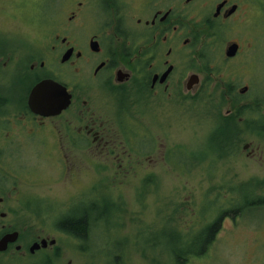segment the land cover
Here are the masks:
<instances>
[{
  "label": "flooded vegetation",
  "instance_id": "1",
  "mask_svg": "<svg viewBox=\"0 0 264 264\" xmlns=\"http://www.w3.org/2000/svg\"><path fill=\"white\" fill-rule=\"evenodd\" d=\"M54 2L66 10L52 15L36 0L38 17L31 21L49 24L40 34L1 35L0 206L11 198L37 208L51 201L15 186L40 178L21 163L24 153L45 157L55 181L71 183L73 191L63 197L82 210L64 218L85 217L87 237L99 223L86 204L105 195L86 197V189L140 186L143 199L154 190L155 167L187 173V156L197 152H188L180 135L188 107L206 102L216 110L212 118L218 122L209 132L218 139L216 152L194 158L190 167L204 163V172L214 166L205 181L226 187L217 197L228 203V212L242 214L247 206L237 204L233 190L250 182L264 187V92L254 94L264 89V0H46L53 8ZM46 80L52 82L38 94L34 111L31 91ZM171 138L176 142L162 151L156 140ZM176 153L179 161H171ZM240 166L247 175H240ZM253 195L245 204L264 203V195ZM151 198L155 204L160 196ZM162 198L180 235L203 231L200 201L179 206L184 215L187 209L193 214L179 225L169 197ZM106 201L118 228L126 196L110 194ZM137 202L145 209V201ZM9 229L1 225L0 234ZM188 243L186 251H198L197 239Z\"/></svg>",
  "mask_w": 264,
  "mask_h": 264
},
{
  "label": "rangeland",
  "instance_id": "2",
  "mask_svg": "<svg viewBox=\"0 0 264 264\" xmlns=\"http://www.w3.org/2000/svg\"><path fill=\"white\" fill-rule=\"evenodd\" d=\"M39 1L49 14L54 15L66 10L64 6L56 2L54 6L59 5L58 10L46 4V0ZM22 3L19 0H0V42L4 41L1 35L17 33L36 36L40 34V30H45L49 26L39 19H36L35 23L31 21L33 20L31 16L38 17L39 6L36 0H24ZM263 90L257 87L254 94H262ZM226 109V106L222 107L223 111ZM212 112L216 113V110L206 102H202L196 108L188 107L187 109L186 128L180 135L181 145L188 152L197 153L191 154L196 155L194 157L187 156L186 174L182 172L183 170H175L173 167H155L154 190L145 191L143 194L148 197L143 199L138 197L140 186L132 188L108 185L109 189L101 192L98 185L84 191L83 195L86 197L105 195L101 202L97 200L86 204L91 218L98 219L99 224L91 227L84 241L65 235L57 227L62 216L68 215L69 212L82 211L77 206V201L63 197L72 189L71 183L55 181L57 176L53 169L47 168L45 157L42 160L37 155L24 153L21 156V163L26 167H32V174H37L36 177H40L37 180L45 183L34 185L37 180L32 179L23 183L18 182L15 186L18 191L27 192L30 195L39 194L51 201L43 202L38 208L34 202L26 207L13 198L1 204L0 212L6 215L0 217V230L1 225L18 230L21 234L18 243L22 249L17 252L11 246L6 253H0V264H46V256L56 257V264H176L171 252L187 249L189 246L187 242L196 239L199 242L197 250L205 248V252L198 255V251L190 250L194 254H185L186 261L182 262L183 264H264V203L245 204L244 202V199L252 200L254 193L264 195V187L255 189L256 184L253 182L244 187L237 186L233 190L239 196L237 204L247 207L242 214L239 211L233 214L227 211L228 203L217 197L220 193H226V187L212 186L205 181L210 172H215L212 171L215 167L212 166V170L204 172L203 169L206 168L204 163L190 167L194 158H212L215 155L218 139L209 132L215 129L214 125L218 120L216 118L213 120ZM173 142L176 141L172 138L156 140L162 151L165 143ZM179 158V153H176L170 157V160L178 162ZM238 168L241 171L243 169L242 166ZM247 174L248 172L244 170V173L240 175ZM33 178L36 179L34 176ZM12 186L10 185V188ZM144 189L147 190L146 187ZM110 194L124 195L128 203L126 205L128 209L122 217L118 232H116L118 228L114 221L116 211L106 201ZM151 196H160V199L152 204ZM163 196H168L171 205L175 207L176 223L179 225L193 217L191 210L187 209V214L184 215L183 208H179L182 205H190L191 201L193 203L200 201L197 211L200 213L203 230L207 224L222 215L218 222V229L208 245L206 241L210 238L202 230L196 236L194 230L185 235L178 233L173 213H169V208L162 203ZM189 196L191 198H188ZM184 197H187L188 202L182 204ZM56 198L58 200H55ZM137 201H145L147 205L145 209L139 210ZM37 237L55 239L56 244L53 248L48 247L30 254L28 246ZM116 256L119 257L118 262L114 260Z\"/></svg>",
  "mask_w": 264,
  "mask_h": 264
},
{
  "label": "trees",
  "instance_id": "3",
  "mask_svg": "<svg viewBox=\"0 0 264 264\" xmlns=\"http://www.w3.org/2000/svg\"><path fill=\"white\" fill-rule=\"evenodd\" d=\"M221 217H222V215L219 216L215 221H213L210 224H207L204 227V230H203L204 234H206L210 238V240L206 241L207 245L212 240V237H213L214 233L216 232L215 229H217L218 222H219ZM86 220L87 219L85 217L72 218V219L66 218L65 220H62L61 222H59L58 225L62 230L65 229V230L71 232L72 234H74L76 237L86 238V234H87V232H86L87 221ZM204 249L202 248V250L198 251L197 252L198 255L204 253L205 252ZM190 253L194 254V252L186 251V250L185 251L175 250V251L171 252V254L173 255V258H174L173 260L176 261V264L182 263L181 259L183 257L182 256L183 254H190ZM45 259L47 260L46 264H56L57 263L55 261L56 257H54V256L53 257L46 256ZM118 259H119L118 256L114 257V260L117 262H118Z\"/></svg>",
  "mask_w": 264,
  "mask_h": 264
},
{
  "label": "water",
  "instance_id": "4",
  "mask_svg": "<svg viewBox=\"0 0 264 264\" xmlns=\"http://www.w3.org/2000/svg\"><path fill=\"white\" fill-rule=\"evenodd\" d=\"M52 81L46 80L40 82L38 85H36L33 90L31 91L30 97H29V105L31 108L36 111L37 109V101H40V97L38 94L44 89L45 86H47ZM65 105V104H64ZM62 107V106H61ZM3 215V214H2ZM19 238V232L17 230L9 231L0 236V252H4L7 250L8 245L12 243H16V241ZM55 239H51L49 242L46 239H41L40 241L33 242L29 248L28 252L33 254L35 251L46 248L48 245L52 246L55 244ZM21 248L20 244H17L15 246L16 250H19Z\"/></svg>",
  "mask_w": 264,
  "mask_h": 264
},
{
  "label": "bare ground",
  "instance_id": "5",
  "mask_svg": "<svg viewBox=\"0 0 264 264\" xmlns=\"http://www.w3.org/2000/svg\"><path fill=\"white\" fill-rule=\"evenodd\" d=\"M27 205H31L30 203H26V207H27ZM3 214V215H2ZM2 214H0V217H5V213H2ZM66 218H64V216H62V218L61 219H59L60 221L59 222H61L62 220H65ZM58 222V223H59ZM57 227H58V229H60L61 230V232L62 233H64L65 235H68V236H70L71 238H74V239H77V240H84L85 238H80V237H76L74 234H72L71 232H69V231H67V230H65V229H61L60 227H59V225L57 224Z\"/></svg>",
  "mask_w": 264,
  "mask_h": 264
}]
</instances>
